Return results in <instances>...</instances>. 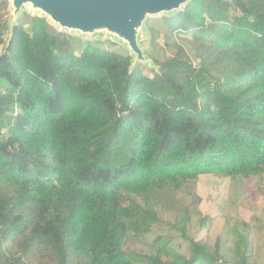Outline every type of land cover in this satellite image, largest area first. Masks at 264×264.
Wrapping results in <instances>:
<instances>
[{
  "label": "trees",
  "instance_id": "16d2710c",
  "mask_svg": "<svg viewBox=\"0 0 264 264\" xmlns=\"http://www.w3.org/2000/svg\"><path fill=\"white\" fill-rule=\"evenodd\" d=\"M8 6L0 0V264H222L219 239L188 234L194 189L203 174L264 175V0H190L164 16L198 61L175 43L168 59L146 52L149 73L98 45L78 52L46 15L24 11L5 42ZM146 28L155 45L160 30ZM167 188L192 199L174 223L190 255L164 236L153 253L127 251L130 234L159 223L153 203ZM245 229L233 261L256 264Z\"/></svg>",
  "mask_w": 264,
  "mask_h": 264
},
{
  "label": "rangeland",
  "instance_id": "374dc122",
  "mask_svg": "<svg viewBox=\"0 0 264 264\" xmlns=\"http://www.w3.org/2000/svg\"><path fill=\"white\" fill-rule=\"evenodd\" d=\"M8 1V9L1 11V20L10 25L4 34L5 42L10 39L11 26L14 25L12 0ZM24 11L45 15L42 11L33 9L32 5H25L22 7L19 17ZM232 12L233 15L235 11ZM171 14L173 12H162L147 16L143 25L144 28L140 31L141 37L139 40L144 55L146 56L147 52L157 59L171 58L177 51L175 43H178L184 45L193 59L198 61L191 47L182 38L187 35L166 33L168 30L165 29L163 17ZM52 23L58 30L68 32L73 37L72 43L78 52L83 49L84 45L91 43L135 58V54L128 44L115 34L106 31L84 34ZM147 24L154 25L161 32L155 45L150 43V36L146 34ZM136 62L147 73L151 72V69L155 66L147 56L145 62ZM194 193L198 197V201L195 206L192 205L195 212L191 216L188 234L194 236L197 240L207 239L211 244L216 243L219 239L224 255L222 264H235L233 261L234 244L238 240L239 234L242 233L241 231L245 227L247 228L248 225L253 259L256 264H264V175L262 177L245 178L238 176L231 178L203 174L198 180ZM191 200L189 196L176 193L172 188L162 190L153 203L160 219L159 223L153 227L151 232L142 237L130 234L125 241V249L127 251L153 253L156 251V238L164 236L171 241L174 248L189 256L190 243L184 237L183 231L174 227V223L177 219V212L185 210ZM178 219L181 225L184 224L183 214Z\"/></svg>",
  "mask_w": 264,
  "mask_h": 264
},
{
  "label": "water",
  "instance_id": "95a60500",
  "mask_svg": "<svg viewBox=\"0 0 264 264\" xmlns=\"http://www.w3.org/2000/svg\"><path fill=\"white\" fill-rule=\"evenodd\" d=\"M190 0H12L14 24L22 7L32 5L55 24L84 34L106 31L124 40L136 61H146L140 31L149 15L183 9Z\"/></svg>",
  "mask_w": 264,
  "mask_h": 264
}]
</instances>
